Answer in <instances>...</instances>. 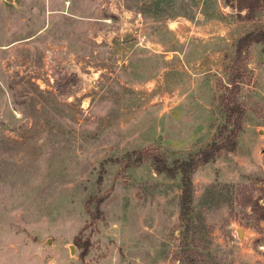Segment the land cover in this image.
<instances>
[{
	"label": "rangeland",
	"instance_id": "374dc122",
	"mask_svg": "<svg viewBox=\"0 0 264 264\" xmlns=\"http://www.w3.org/2000/svg\"><path fill=\"white\" fill-rule=\"evenodd\" d=\"M235 2L0 0V264H264V47L234 59L264 6ZM236 69V147L180 219L148 156L195 158Z\"/></svg>",
	"mask_w": 264,
	"mask_h": 264
},
{
	"label": "trees",
	"instance_id": "16d2710c",
	"mask_svg": "<svg viewBox=\"0 0 264 264\" xmlns=\"http://www.w3.org/2000/svg\"><path fill=\"white\" fill-rule=\"evenodd\" d=\"M264 6V0H236L235 7L238 13L244 12L240 18L242 20H250L256 11ZM251 44H260L264 47V31H250L236 41L234 49V59L239 60L243 56ZM236 69L228 83L227 95L218 97L219 107L224 116V123L212 135L210 142L199 152L195 158L186 161L174 162L173 167H167L164 161L157 156H148L152 169L155 173H164L172 178L179 174L180 193L178 197V217L185 219L190 208L191 193V174L195 169L212 161L220 152L232 153L236 147V136L241 130L240 122L243 115V108L238 104L235 98L239 86L237 79L241 77V73ZM142 157H137L136 162H140ZM104 198L95 201V212H98V205ZM260 221V218L257 219Z\"/></svg>",
	"mask_w": 264,
	"mask_h": 264
},
{
	"label": "built area",
	"instance_id": "2783aa9c",
	"mask_svg": "<svg viewBox=\"0 0 264 264\" xmlns=\"http://www.w3.org/2000/svg\"><path fill=\"white\" fill-rule=\"evenodd\" d=\"M103 22H104L105 24H107V25L110 24V21H109V20H103ZM124 26H125V25H124ZM122 31H125V30H122Z\"/></svg>",
	"mask_w": 264,
	"mask_h": 264
},
{
	"label": "water",
	"instance_id": "95a60500",
	"mask_svg": "<svg viewBox=\"0 0 264 264\" xmlns=\"http://www.w3.org/2000/svg\"><path fill=\"white\" fill-rule=\"evenodd\" d=\"M237 236H238V237L241 236V232H240V231L237 232Z\"/></svg>",
	"mask_w": 264,
	"mask_h": 264
}]
</instances>
